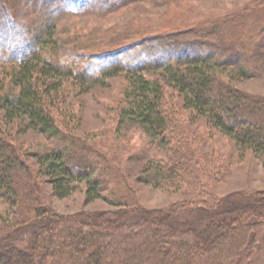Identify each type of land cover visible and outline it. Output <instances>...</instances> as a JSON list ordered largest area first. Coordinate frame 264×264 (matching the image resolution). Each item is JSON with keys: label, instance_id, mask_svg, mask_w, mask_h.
I'll list each match as a JSON object with an SVG mask.
<instances>
[{"label": "trees", "instance_id": "trees-1", "mask_svg": "<svg viewBox=\"0 0 264 264\" xmlns=\"http://www.w3.org/2000/svg\"><path fill=\"white\" fill-rule=\"evenodd\" d=\"M28 1L20 0L18 5L27 6ZM60 1L61 9L81 4L82 9L112 11L116 4ZM18 5L0 7V13L8 17L7 21L0 19V60L4 63L0 66V112L7 121L26 119L28 128L55 134L59 129L56 112L66 81L72 80L86 92L123 73L128 83L123 115L142 124L161 144L169 145L186 129L184 125L182 129L178 127L179 122L168 110L165 98L175 92L183 109L190 110L194 118H205L208 125L233 139L241 153L252 150L264 158V96L247 93L227 81L221 65L226 68L235 64L246 78L259 74L261 68L252 72L235 56L218 57L226 50L223 36L218 40L223 43L212 53H197L195 47L207 50L212 46L209 41L197 40L181 42L184 53L163 62H103L107 54L111 58L114 52L86 53L77 45L64 46L53 38L54 24L32 28L28 18L23 20L15 14ZM15 15L21 22H16ZM6 27L13 28L10 34L2 33ZM191 32L195 30L173 35H178L179 40ZM212 33L215 32L201 38L215 39L210 37ZM7 42L11 47H6ZM1 130L0 127V197L20 217L14 219L15 223L8 222L9 234L0 237V264H264V192L254 196L240 193L241 204L222 200L196 213L188 210L157 217L149 210L126 208L108 211L106 219L96 214L63 215L44 204L41 175L59 199L70 196L75 183L85 180L86 204L99 198V181L91 180L90 173L76 171L78 159L65 150L50 151L42 158L32 154L41 170L34 172L24 154ZM185 147L181 151L171 148L166 161L157 165L159 179L174 181L178 171L191 167L186 162ZM112 204L122 206L115 201ZM229 204L235 209L231 214L226 212ZM221 205L226 207L219 209Z\"/></svg>", "mask_w": 264, "mask_h": 264}, {"label": "rangeland", "instance_id": "rangeland-1", "mask_svg": "<svg viewBox=\"0 0 264 264\" xmlns=\"http://www.w3.org/2000/svg\"><path fill=\"white\" fill-rule=\"evenodd\" d=\"M101 1L116 4L112 11L82 9L81 4L77 5L78 9L70 7V11L67 7L61 9L60 0H29L27 6H19L20 0H7L0 2V7L18 5L15 14L20 19L28 18L29 26L34 29L54 24L53 38L64 46L77 45L86 53L114 52L111 58H107V54L103 62L113 59L130 63L144 59L163 62L177 53H184L180 49L181 42L197 40L209 41L212 45L207 46V50L195 47L197 53L211 50L212 53L223 43L218 42L223 36L226 50L213 55L235 56L252 72L261 68L259 74L246 78L240 75L235 64L226 68L221 65L225 79L247 93L264 96V0ZM0 15L1 20L7 21L6 14ZM18 16L15 15V19L19 23ZM186 29L195 32L183 34L176 40L178 35L173 34ZM12 30L6 27L2 33L10 34ZM208 32H215L210 36L215 39L201 38ZM6 47H11L10 43L7 42ZM2 64L0 60V66ZM124 75L113 76L105 85H96L86 92L76 87L72 80L66 81L56 112L59 129L55 134L28 128L26 119L7 121L0 112L1 131L24 154L34 172L41 170L32 154L42 158L50 151L65 150L78 159L79 167L76 162L74 164L76 171L90 173L91 180L99 181V198L86 204L85 180L75 183L76 188L70 196L59 199L41 175L43 202L47 207L63 215L96 214L102 219L111 211L139 208L158 217L161 213L175 215L188 210L196 213L197 209H209V203L222 200L241 204L240 193L254 196L264 192V158L252 150L241 153L233 139L212 128L205 118H194L190 110L183 109L181 98L175 92L165 99L170 114L180 124L178 127L182 129L184 125L186 128L176 138L179 141L163 145L142 124L123 115L128 89ZM182 146H186V162L191 163V167L178 171L174 181L159 179L155 173L157 165L166 161L171 148L181 151ZM112 201L122 206L117 207ZM234 205L229 204L226 212L231 214ZM222 207L226 206L221 205L219 209ZM19 217L0 197V237L9 234L8 222L15 223L14 219L19 220Z\"/></svg>", "mask_w": 264, "mask_h": 264}, {"label": "clouds", "instance_id": "clouds-1", "mask_svg": "<svg viewBox=\"0 0 264 264\" xmlns=\"http://www.w3.org/2000/svg\"><path fill=\"white\" fill-rule=\"evenodd\" d=\"M69 10L71 11L72 9L70 8Z\"/></svg>", "mask_w": 264, "mask_h": 264}]
</instances>
